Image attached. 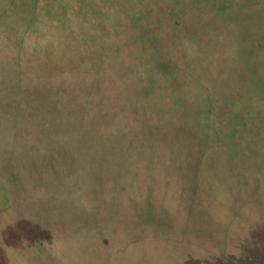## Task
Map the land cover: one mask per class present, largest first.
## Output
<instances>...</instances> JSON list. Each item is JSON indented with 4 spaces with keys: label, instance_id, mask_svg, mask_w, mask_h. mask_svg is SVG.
<instances>
[{
    "label": "rangeland",
    "instance_id": "rangeland-1",
    "mask_svg": "<svg viewBox=\"0 0 264 264\" xmlns=\"http://www.w3.org/2000/svg\"><path fill=\"white\" fill-rule=\"evenodd\" d=\"M261 91L264 0H0V264H264Z\"/></svg>",
    "mask_w": 264,
    "mask_h": 264
},
{
    "label": "trees",
    "instance_id": "trees-1",
    "mask_svg": "<svg viewBox=\"0 0 264 264\" xmlns=\"http://www.w3.org/2000/svg\"><path fill=\"white\" fill-rule=\"evenodd\" d=\"M260 96H261V101L260 102H262V106L261 107L264 109V91H261V95ZM235 97L236 96H234L232 98L234 99ZM228 110H229V113L233 117H236V118H242V116H244V114H246L245 110L243 108H239V107L235 106V104L231 105V108L228 109ZM206 120H207L208 123L205 122L206 126H205V130H203V132H204V134H207V133L209 134V131H208V126L210 125L209 124V119L207 118ZM254 121H255V123H257L256 120H254ZM262 123H264V117L260 119V124H262ZM263 127H264V125H263Z\"/></svg>",
    "mask_w": 264,
    "mask_h": 264
}]
</instances>
